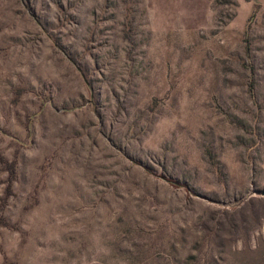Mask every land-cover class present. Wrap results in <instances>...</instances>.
I'll return each mask as SVG.
<instances>
[{"label":"rangeland","instance_id":"374dc122","mask_svg":"<svg viewBox=\"0 0 264 264\" xmlns=\"http://www.w3.org/2000/svg\"><path fill=\"white\" fill-rule=\"evenodd\" d=\"M0 264H264V0H0Z\"/></svg>","mask_w":264,"mask_h":264},{"label":"water","instance_id":"95a60500","mask_svg":"<svg viewBox=\"0 0 264 264\" xmlns=\"http://www.w3.org/2000/svg\"><path fill=\"white\" fill-rule=\"evenodd\" d=\"M247 196V195H246ZM242 200V199H241Z\"/></svg>","mask_w":264,"mask_h":264}]
</instances>
